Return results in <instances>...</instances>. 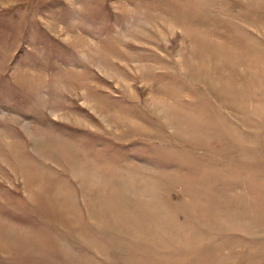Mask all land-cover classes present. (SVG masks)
<instances>
[{"label":"rangeland","instance_id":"1","mask_svg":"<svg viewBox=\"0 0 264 264\" xmlns=\"http://www.w3.org/2000/svg\"><path fill=\"white\" fill-rule=\"evenodd\" d=\"M0 264H264V0H0Z\"/></svg>","mask_w":264,"mask_h":264}]
</instances>
